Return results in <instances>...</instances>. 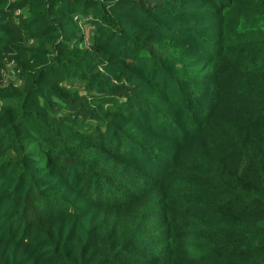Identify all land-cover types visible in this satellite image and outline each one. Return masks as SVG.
<instances>
[{
	"label": "trees",
	"instance_id": "trees-1",
	"mask_svg": "<svg viewBox=\"0 0 264 264\" xmlns=\"http://www.w3.org/2000/svg\"><path fill=\"white\" fill-rule=\"evenodd\" d=\"M0 264H264V0H0Z\"/></svg>",
	"mask_w": 264,
	"mask_h": 264
},
{
	"label": "rangeland",
	"instance_id": "rangeland-1",
	"mask_svg": "<svg viewBox=\"0 0 264 264\" xmlns=\"http://www.w3.org/2000/svg\"><path fill=\"white\" fill-rule=\"evenodd\" d=\"M83 27H84V30H85V32H86V36H87V38H90V35H91V32L89 31L90 27L87 26V25H83ZM8 78H9V77H8Z\"/></svg>",
	"mask_w": 264,
	"mask_h": 264
}]
</instances>
